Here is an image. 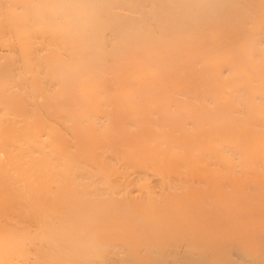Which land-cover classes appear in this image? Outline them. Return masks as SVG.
I'll list each match as a JSON object with an SVG mask.
<instances>
[{"label":"bare ground","instance_id":"obj_1","mask_svg":"<svg viewBox=\"0 0 264 264\" xmlns=\"http://www.w3.org/2000/svg\"><path fill=\"white\" fill-rule=\"evenodd\" d=\"M0 264H264V0H0Z\"/></svg>","mask_w":264,"mask_h":264},{"label":"rangeland","instance_id":"obj_2","mask_svg":"<svg viewBox=\"0 0 264 264\" xmlns=\"http://www.w3.org/2000/svg\"><path fill=\"white\" fill-rule=\"evenodd\" d=\"M190 225H191V223H190ZM190 225H189V226H190ZM187 227H188V226H187ZM189 229H190V227H189ZM189 229H188V230H189ZM173 235H174V234H173ZM179 235H181V234H179ZM182 235H183V234H182ZM171 236H172V235H171ZM175 237H178V235H177V236H175Z\"/></svg>","mask_w":264,"mask_h":264}]
</instances>
